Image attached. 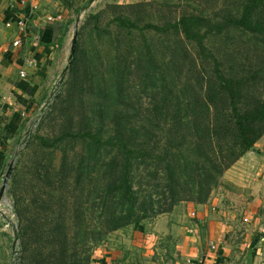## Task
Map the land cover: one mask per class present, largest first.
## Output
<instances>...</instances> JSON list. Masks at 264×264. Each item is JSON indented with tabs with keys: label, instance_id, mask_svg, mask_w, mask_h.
Here are the masks:
<instances>
[{
	"label": "rangeland",
	"instance_id": "374dc122",
	"mask_svg": "<svg viewBox=\"0 0 264 264\" xmlns=\"http://www.w3.org/2000/svg\"><path fill=\"white\" fill-rule=\"evenodd\" d=\"M203 2L55 0L50 15L63 18V43H57L52 63L33 82L34 94L29 99L35 105L29 115L22 123L4 127L7 145L1 177L14 162L0 195V264H22V219L33 233L49 232L55 226L68 236L67 250L60 258L48 241L34 234L35 256L30 264H100L111 252H119L121 264H175L178 237L167 231L172 219L167 222L162 217L177 205L199 202L179 201L169 211L106 232L108 224L101 222L103 182L113 173L115 152L67 136L55 144L52 141L65 132L88 130L106 139L115 122L128 124L134 119L148 128L151 124L153 139L156 136L162 147L173 149L174 136L164 117L180 113L175 103L179 99L195 100L189 91L198 88L205 76H211L212 83L229 71L235 79L257 76L263 82L258 95L264 97L263 36L231 29L230 37L213 38L211 49L200 53L194 44L180 46L172 31L129 30L116 19L130 15L135 21L160 22L176 17L180 5L205 12ZM212 2L206 4L211 6L206 11L220 12L221 4ZM149 44L157 54V64L149 63ZM140 161L135 172L137 194L149 209L152 204L161 211L170 198L162 186L156 187L157 177L151 175L157 164ZM158 173L162 175L160 168ZM2 182L3 178L0 186ZM203 203L211 206V220L220 227L228 263L264 264V135L224 171Z\"/></svg>",
	"mask_w": 264,
	"mask_h": 264
},
{
	"label": "trees",
	"instance_id": "16d2710c",
	"mask_svg": "<svg viewBox=\"0 0 264 264\" xmlns=\"http://www.w3.org/2000/svg\"><path fill=\"white\" fill-rule=\"evenodd\" d=\"M234 1L213 0L212 4H221V11L214 13L206 11L211 7L206 5L211 0L203 2L205 12L200 10L196 13L189 11L188 5L185 8L180 5L176 17L160 22L135 21L130 15H119L116 19L119 26L129 30L147 29L161 34L172 31L180 46L187 48L186 43L194 44L200 53H205L211 49L209 42L213 38L222 35L230 37L231 29L264 37V0ZM137 6L142 7L141 4ZM58 43L61 44V40ZM75 60L76 57L73 63ZM148 60L151 64L158 63L157 54L150 44ZM209 77L205 76L195 90L187 89L195 100L179 99L175 102L180 111L175 118L164 117L168 131L174 136L171 140V143L174 142L173 149L162 147L160 138L155 136L153 139L155 134L152 133L153 129L150 130L151 124V128H148L134 119L130 123L128 120V124L115 122L113 133L106 139L88 130L65 132L52 141L55 144L67 136L87 141L99 149L110 147L115 152V164L111 165L113 173H109L110 178L103 182L101 204L104 213L101 222L108 224L106 232L139 222L151 214L169 211L179 201L205 202L224 171L264 135V97L258 95L263 82L254 75L235 79L232 71L213 78L212 83ZM169 103L175 104L171 101ZM149 122L154 121L149 119ZM140 160L157 164L151 175L157 177L156 187L162 186L163 193L170 198L168 206L161 211L154 209L152 204L149 209L146 200H140L137 194L135 172ZM56 228L54 226L49 232L33 233L22 219V264H30L35 256L31 244L34 234L48 241L54 254L59 255L57 257L64 256L61 254L67 250L68 236L66 231L61 232Z\"/></svg>",
	"mask_w": 264,
	"mask_h": 264
},
{
	"label": "crops",
	"instance_id": "0c3cea01",
	"mask_svg": "<svg viewBox=\"0 0 264 264\" xmlns=\"http://www.w3.org/2000/svg\"><path fill=\"white\" fill-rule=\"evenodd\" d=\"M18 0H0V122L1 127L22 123L35 105L29 98L34 94L33 82L43 70L52 63L53 52L59 40L63 43V22L49 23L46 16L55 7V0H26L28 6L37 4L26 27L27 36L21 38L18 46L13 41L19 38L16 25L19 14L26 8H18ZM13 3H15L13 5ZM57 5V4H56ZM63 7V6H62ZM58 12V11H57ZM56 16V15H54ZM63 20V18H62ZM10 21L11 26L7 25ZM24 72L25 76L21 77ZM18 121V122H17ZM0 129V171L6 148L5 131ZM3 158V159H2ZM3 176H0V183ZM4 179V178H3ZM2 185V184H1ZM1 189V186H0ZM211 206L206 203H188L175 206L166 217L167 231L177 238L179 258L175 264H229L222 248L220 227L212 220ZM169 218V219H168ZM161 222V220H160ZM180 222V223H177ZM183 222V224H181ZM119 252H111L100 264H121L117 261Z\"/></svg>",
	"mask_w": 264,
	"mask_h": 264
},
{
	"label": "built area",
	"instance_id": "2783aa9c",
	"mask_svg": "<svg viewBox=\"0 0 264 264\" xmlns=\"http://www.w3.org/2000/svg\"><path fill=\"white\" fill-rule=\"evenodd\" d=\"M18 4H16V7H18V8H26V6H28V3H27V1L26 0H18V1H16ZM15 3H13V5H14ZM38 8V6H37V4H30L28 7H27V9H26V11H25V13L23 14V13H21V14H19L20 16H19V18L16 20V25L18 26V28H19V32H20V37L19 38H17V39H15L14 41H13V45L14 46H18L20 43H21V38L22 37H26L27 35V29H26V27L28 26V22H29V20L32 18L31 17V15L34 13V11L36 10ZM61 18H62V16L61 15H56V16H54V15H47L46 16V21L47 22H49V23H55L56 21H60L61 20ZM7 25H9V26H11V22L10 21H7V23H6ZM25 76V73L24 72H22L21 73V77H24Z\"/></svg>",
	"mask_w": 264,
	"mask_h": 264
},
{
	"label": "water",
	"instance_id": "95a60500",
	"mask_svg": "<svg viewBox=\"0 0 264 264\" xmlns=\"http://www.w3.org/2000/svg\"><path fill=\"white\" fill-rule=\"evenodd\" d=\"M91 1H93V0H91ZM76 37H77V34L75 33L74 38H73V50H74L75 44H76L75 43L76 42ZM69 62H71V60H69ZM69 62H68V64H69ZM13 162H14V160H12V163L9 164V167H8V169H7V171H6L5 175H4L2 186H1V189H0V195H3V193L5 192L6 186L8 184L9 177H10L11 172H12Z\"/></svg>",
	"mask_w": 264,
	"mask_h": 264
},
{
	"label": "bare ground",
	"instance_id": "6f19581e",
	"mask_svg": "<svg viewBox=\"0 0 264 264\" xmlns=\"http://www.w3.org/2000/svg\"><path fill=\"white\" fill-rule=\"evenodd\" d=\"M74 34H75V33H74ZM65 67H67V66H65ZM61 79H62V78H61ZM54 95H55V93H54ZM54 95H53V96H54ZM52 99H53V97L49 98V101H51ZM49 101H48V102H49ZM48 102L46 103V105H45V106L49 105V103H48ZM45 106H44V108H43L42 110H44V109H45ZM8 167H9V166H8ZM7 169H8V168H7ZM3 178H4V177H3ZM3 194H4V193H3ZM1 197H2V195H1Z\"/></svg>",
	"mask_w": 264,
	"mask_h": 264
}]
</instances>
